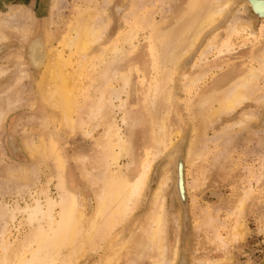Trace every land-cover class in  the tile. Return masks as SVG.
Returning a JSON list of instances; mask_svg holds the SVG:
<instances>
[{"label": "rangeland", "instance_id": "rangeland-1", "mask_svg": "<svg viewBox=\"0 0 264 264\" xmlns=\"http://www.w3.org/2000/svg\"><path fill=\"white\" fill-rule=\"evenodd\" d=\"M198 1L0 0V114L2 112V118L0 117V208H5V203H8V208L10 206L13 208L22 195L24 200L31 203L30 194L37 196L38 191L40 192L42 185L45 184L47 174L52 169L50 170L43 162L39 164L28 151L29 146H36L38 135L43 134L58 140L67 161V172L76 180L79 192L87 198L89 211H92L95 205L94 194L101 187V183L95 185L94 182H97L95 175L101 174V171L98 168L93 170L91 161H94L96 156L94 151L98 150L99 139L105 130L106 122L113 116L119 121L123 131L131 135V153L119 160L123 170L135 176L143 170L147 162L150 161L152 164L139 206L126 222L116 228V233L118 231L121 233L118 232L120 237L115 246L119 247L125 241H131L130 245H132L130 247L127 242V248L122 250L121 259L116 264H154L157 258L160 259L163 256L155 249L151 251L152 254L148 253L149 247L147 251L145 250L146 252L143 251V246H146L144 241L136 244L137 241L135 242L134 239L139 238L141 232L138 230L139 226L146 220L144 218L152 208L150 203L152 192L157 187V182L153 181L154 177H160L167 160L174 159L181 151L186 154L191 146L192 149L196 147L194 149L198 153L193 151L200 156H196L195 153V156H192L193 160L190 157L192 161L188 159L183 166L185 198L179 197L178 190H175L174 176L164 193L166 197L164 259H169L168 262L172 259L173 248L178 237L179 255L176 264H179V261L180 264H264V94H262L264 93V70L261 71L262 73L259 72V77L253 84L254 88H260L253 90L254 92L250 91L248 101L236 110L221 113L217 115V118L216 115L211 116V119L215 117L214 121L206 122L207 107L213 105V108H216L219 104L218 101L213 102L214 99H210L206 109L201 106L203 100H207L209 92L216 91L220 95L231 83L232 77L243 74L252 66H261L260 60L259 62L257 60L261 52H264V20L257 18L249 7H240V1L232 0L233 5L226 12L227 17L235 14L246 23L240 21L242 24L239 22L240 25L238 24L237 29L231 33L230 26L223 25L217 37L207 42L211 44L208 46L205 44L204 53L203 50L201 51L202 45L200 51L194 49L185 60L192 62L194 59L193 67H187L191 63L179 65L170 83L172 102L171 100L167 101L168 103L164 101L166 104L161 102L163 106L166 105V110L159 105L163 100L159 101L155 98V101L158 100L159 103L154 101L152 89L155 82L163 76L165 67H172V62H168L171 65L165 63V57L173 48L170 45H173L175 39L173 41L172 39L176 37L175 34L177 36L180 34V38L184 37L186 31L183 27L187 26L186 22L189 20L182 22L185 26L180 23L183 27L179 22L183 17L185 18L187 11L195 10L196 6H199L200 1L199 3ZM206 1V4H211L217 0ZM220 1L223 0H218ZM88 12L95 13L92 15L95 19L90 20V23L94 22L95 27L98 25L99 28L100 25V28H103L101 39L95 41L90 50L83 52L79 51L76 45H72V48L68 47L66 41L73 34V25L82 23V20L89 17ZM234 22L236 21H232L233 24ZM177 23L180 26H177ZM164 31L166 34L163 33ZM132 33L136 35L135 39L133 38V42L136 40L137 44L136 51L122 60L121 58L115 60V54L110 50V46L117 43L127 46L124 39ZM39 35L43 37L47 51L51 55L64 56V58L69 56L67 59L70 63L67 61L65 64V71L75 72L73 78L78 86L76 92L78 104L73 117L79 125L77 124L75 130L65 125L61 121L60 112L54 110L53 106L51 107V104L44 99L40 81L43 79L45 64L50 58L47 57L44 67L41 66L38 69L29 63L28 43ZM162 35L169 39L160 40ZM180 38L176 37L175 42ZM169 40L170 42L167 43ZM127 68H130V81L125 92L120 94L121 97L115 98L114 112L106 108L93 116L90 108L96 103L99 94L104 92L108 95L109 91L120 90L122 82L113 76L117 70ZM105 72L107 76L104 78L102 76ZM195 73L199 74L200 78L192 81L191 78L196 76ZM104 88L108 89V92ZM121 99L125 102L124 108L128 118L136 119L133 126L125 129L126 125L120 119L123 113L118 107L122 102ZM152 106H156L157 109ZM160 106L164 113L159 111ZM170 108L172 111L168 110ZM153 110L159 111L160 115L157 114L160 117L153 114L156 112ZM245 111L248 114L254 112L253 114L257 116L252 115V117L256 118L247 119V116H244L247 115ZM154 115L158 119H154ZM159 119L160 122H157L156 120ZM154 120L157 124H154ZM165 120L168 124L169 120L172 121V124H169L170 128L176 124L173 128L180 129L182 132L181 135L173 136L174 142L171 147L164 153L156 155L154 154L157 147L156 144L154 145L155 134L157 138L161 126L163 124L168 126ZM161 122L162 124H159ZM157 126L159 130L156 133ZM194 126L198 129L195 130ZM91 155L94 157L91 158ZM89 157L92 160L88 161ZM34 162H38L37 166ZM22 169H27L28 172L29 169L30 172L34 171H32L33 174L29 172L31 175L29 177L35 180V182L32 181L35 184L33 185L30 181L31 193L26 192L19 196L15 191L17 192V188L25 183L19 177ZM89 171H91L90 174ZM35 174L39 180L35 179ZM55 182L53 180L49 184L53 195L57 192ZM186 183L190 185L187 186ZM244 196L247 198L241 210L238 201ZM24 200H20L21 206H24ZM17 213L14 220L8 219L7 236L12 241L19 239L27 228L23 216L21 217L22 214ZM139 243H142V246ZM133 245L141 247L134 248ZM156 253L160 257H157ZM106 254L105 245L101 243L76 264H101ZM165 260L161 258V261ZM169 264L173 263L169 262Z\"/></svg>", "mask_w": 264, "mask_h": 264}, {"label": "bare ground", "instance_id": "bare-ground-1", "mask_svg": "<svg viewBox=\"0 0 264 264\" xmlns=\"http://www.w3.org/2000/svg\"><path fill=\"white\" fill-rule=\"evenodd\" d=\"M199 1H198L199 6H196L195 10L193 9L189 12L187 11L185 18L183 17L184 19L182 18V21L179 22V24L180 23L182 24V22L189 20L188 22H186L187 26L185 28L183 27L185 25L182 24L183 25L182 26L180 24L183 27V29H185L186 31V33L185 31H183L185 33L184 37L180 38V34L178 36L175 34L177 38L178 37L180 38L177 40V42H175L176 37L173 38V35L171 36V33H170V36L173 38L172 41L174 39L175 40L173 41L174 42L173 45H170V46H173V48L172 49L169 48L171 49L170 50L171 53H169L168 55L166 54L167 57H165L166 58L165 63L169 64L168 62H172V67L169 68V66L166 64L168 67H165V72L162 74L163 76L157 79L158 81L155 82L156 84L154 86V89H152L154 91V101H155V98L158 99L159 101L163 100V101H160V103L158 102V100L155 101L156 103L158 102L159 105L162 106V108L166 107V105L163 106L162 104L164 101L168 103L167 101L171 100L170 97L172 95V91H171L170 83L173 80V76L176 75L179 65L180 66L182 64L189 65L191 63V65L187 67H190V66L193 67L195 64L194 59L192 62H187L185 60L188 59V56L191 55L194 49L195 50L197 49L198 51H200V48L203 45L201 51L203 50L202 52L204 53L206 47L205 49H203V47L205 46V44H207L206 46L211 44L207 42L208 41L210 42L212 38L217 37V34L219 33L223 25L226 24L225 25L226 27L230 26L229 28H230V33H231L233 30L237 29L238 24L241 21L240 19L241 17H237V15L235 14L227 17L228 15L226 14V12L230 9V7H232L233 5L232 0H223L220 2H218V0L216 2H211L212 1L211 0L210 1L211 4H206L205 0H199ZM237 1H240V4H239L240 7L242 8L249 7L257 18L264 20V0H237ZM206 2H208V0ZM90 12H88L89 17H86L84 21L82 20V23H77L73 25L72 27L73 34L66 41V45L68 47L71 46L72 48V45H76L79 51L84 52V51H87L89 48L91 49V45L101 37L102 35L101 29L103 27L100 28V25H99V28H98V25H96L97 27H95L94 22L93 24L90 23V20L95 19L92 16L95 13H90ZM232 21H236V22H234L233 24ZM244 21L245 20L242 19L241 22L243 23ZM241 22L240 24H242ZM179 24L177 23V26ZM244 25L246 27V24ZM168 31L171 32V30H168ZM163 33L166 34V31H164ZM172 33H173V30H172ZM251 33L253 34V32ZM135 36L136 35L132 33L128 37H126V39H124V42L127 43L128 47L126 46L125 43H124L125 45H123V43L122 44L117 43V44H112V46H110V50L115 54L114 55L115 60L116 58H121L122 60L123 58L127 57L128 55L136 51L137 49V44L135 43L136 40L135 42H133V40L135 39ZM166 36L168 37L169 34ZM166 36L164 38V36L162 35V39L160 40H163V39L168 40L169 38L167 39ZM168 42H170V40L167 41V43ZM27 47H28V54H29L28 57H29L30 62L28 60L27 61L31 63V65H33V67H36L37 69L45 64V60H47L46 59L47 57L50 58L48 59L49 60L48 63L45 64V71H44V74L42 75L43 79L42 81H40L42 82L40 84L43 86L42 90L44 93L43 94L44 99L47 100L51 104L50 105L51 107L53 106L54 110H57L58 112H60L61 121H63L65 125L67 124V126H70L72 130L73 129L75 130L76 129L75 127L77 126L78 123L76 119H74L73 115L76 112V107L78 104L77 94H76L78 86H77V82L74 81L75 79L73 78V75L75 72L65 71V64L67 63V61L68 63H70L69 59H67L69 58V56L67 58L66 57L64 58V56L60 57L59 55H55V54L54 56L51 55L47 51L46 44L44 43L43 37L40 35L38 37L32 38L29 41ZM261 53H260L261 54L260 56L259 54L257 55L259 56V59L256 58L258 59L257 60L258 62L260 60L261 66H252L249 68V70H247L243 74H239L235 78L232 77L231 83L227 85V88H225L222 94L218 95L216 91L213 93L209 92L210 94L208 93L209 96L207 100H205L204 98H203L204 100L202 99L203 103L201 106H203L204 109H206L207 107L206 105H208V102L211 101L210 99H214L213 102L218 101L217 103L219 104V106L216 108H213V105L212 106L209 105L210 107L209 106L207 107L206 110L208 111V114H206L207 115L206 122H209V120L214 121L215 117L213 119L211 118L215 115L217 118L218 117L217 115L221 113H224V112L227 113L229 111L232 112V110H236L238 107L245 104L246 101H248L249 94L251 95V92L253 90L260 88V87L254 88L255 86L253 84L255 83L256 79L259 77V72L264 70L263 69L264 68V54H263L264 52L262 51ZM169 65H171V63ZM103 74L104 76L102 77L105 78V76H107L106 72ZM195 74H196L195 77L191 78L192 75L190 77L192 81H196L197 78H200L199 74L198 75L197 73ZM115 75L113 77L122 82V86L120 85L121 86L120 90L115 89L114 91L108 92V89L104 88L108 92V95H106L107 93L105 94L104 92L100 93L101 95L99 94V98H97L96 103H94V106H91L90 108V112L93 116H96L97 114H99V112L102 109H106V108L109 109L110 112H114L113 110H115L114 108L116 105L114 103L115 98L119 99L121 97L120 94L122 92H125L124 90L128 86L129 81H130V68L119 69L117 70V73L115 72ZM110 79L111 77L109 78V80ZM152 100L151 102L155 104L154 101ZM254 101H256V99ZM165 102L164 104H166ZM124 103L125 102L122 100V102L119 104L118 107L123 113L120 119L123 122V124L126 125V127L124 126V129H125L127 127L133 126L136 123V119L128 118V114L126 113V109L124 108L125 107ZM85 104L87 103L85 102ZM159 105H157L158 109H159ZM161 106H160L159 111L164 113L163 111L164 108L161 109ZM152 107L155 108L156 106L155 107L152 106ZM157 107L155 109H157ZM168 110H171V108ZM153 111H156L155 113L153 112V114H155L157 117H160L158 116V114L160 113L159 111L157 110H153ZM168 112L169 111H167V113ZM5 113H8V112H5ZM253 113L252 114L246 113L247 115H244V116H247V119H252L255 117V116L252 117V115H256ZM1 115H2V112L0 114V117L2 118ZM155 115H154V119L157 118ZM161 117H162V114H161ZM243 119L245 118L243 117ZM156 121L160 122V119ZM118 122L119 121L113 118V116L107 120L105 130L99 139V143L97 147L98 150L94 151L96 153V156L93 159L94 161H91L93 164V168H94L93 170L98 168V170L101 171L100 172L101 174L95 175L97 176V180L96 178H94L97 181V182H94L96 183L95 185L97 186L98 183H101V187L98 191H96L95 189L96 192L95 194L93 193L95 195V196L93 195L95 197L94 198L95 205L93 209L91 208L92 211H89V203H88L87 198H85V196H83L79 192V188H78V184L76 183V180L72 178L70 174L67 172V161L65 157L63 156V152H62L63 150H62V147L58 144V140H56V138L54 137H46L43 134L38 135L39 137H37L38 141L36 142V146L34 147L29 146L28 151H30V154H32L35 157V160L37 159L39 164L43 162L44 164H46L48 168H50V170L51 169L52 170L47 174V180L45 184L42 185L41 187L42 189H40V192L38 191L37 196L30 194L31 193L30 186L32 185L30 184V181L31 183H33L35 182V180L33 179L34 180L33 181L31 177L29 176H31L30 174H33L34 171L32 170L33 172L32 171L30 172V169H29V172H30L29 174L27 170L28 168L26 170H24L25 168L22 169V171L20 170L19 172L20 175L19 174L18 175L22 179V181H24L25 183L22 184L21 187L19 186L17 188V192L15 190L14 191L16 194L18 193L17 195L19 196L26 192H29L32 202L30 203L29 201L24 200V197H23L24 195H22L20 196L22 197L20 198V200L21 199L24 200L25 202L24 206H21L20 200L19 201L17 200V202H15V206L14 207L12 206L13 208H11V206L9 207L11 209L7 207L8 203L7 204L5 203L6 205L5 208H0V248H1L0 264H76L78 262H81L82 259H84L92 249L94 250L95 247H97L101 243L105 245L107 254L104 256L102 260L103 263L101 262L100 263L101 264H114V263L116 264V262H119V260L121 259L122 250L127 248L126 247L127 245L132 247V245H130L131 241L129 242L127 241L128 244L125 241L123 245H120L119 247L115 246V243L120 237L119 236L120 234L118 233L120 231L116 233V228L122 225L124 222H126L131 217V215L134 213V211L137 209V207L139 206V203L146 189L147 182L149 180V173H150L152 164L150 161L147 162L144 165L143 170L135 176H132L127 171L123 170L122 166L119 163V160L121 157H125V155L127 156L130 155L132 141H131V135L126 133L127 131L124 132L122 129V126ZM157 122H155L154 120V124L155 123L157 124ZM165 122H167V120H165ZM243 122L245 121L243 120ZM170 123L172 124V121L169 120V124ZM159 124H162V122ZM166 124H168V122ZM169 124L168 126H165L164 124L163 126H161L160 132L157 135V138L155 134L156 140H155L154 145L156 144L157 147L154 151L155 152L154 154L156 155L164 153V151H166L169 147H171V145L174 142V139H173L174 135L175 137L176 135H179V134L181 135L182 131H180L179 127H178L179 130H175L177 128H173L175 127L176 124H173L174 126L172 125L171 128L169 127L171 124L170 125ZM79 127L80 126H78V128ZM196 127H197V124H196ZM196 127H195V130L198 129ZM158 130L159 128L157 126L156 133ZM191 141L195 143L194 140L191 139ZM193 146H195V144ZM194 148L196 149V147H193L192 149V146H191L186 152V154L181 151V153H177V156H175L174 159L171 158L170 160H167V163H165V167L163 168V171H161L162 173L160 177L157 178L156 176L153 179V181L157 182V187H155L156 189H154V192H152L153 196L151 197L152 201L150 202L152 203V206H151L152 208L151 207H150L151 209L149 208L150 209L149 214L147 212V216L146 218H144L146 220H144V222L141 223L139 226L138 230L141 231V232L139 231L140 232V236H138L139 238L137 240L134 239L135 242L137 241L136 244H138V242L140 241H144V245L146 246H143L142 248L143 251L145 250L147 251L150 248L151 250L149 249L148 253H151V251H154L155 249L156 252H158L161 256L162 255L164 256V251L166 247L164 244L165 243L164 242L165 203H166V197L164 193L166 191V188L171 183L173 176H174L175 190H178L179 197L185 198V185L183 183L182 169L186 161L190 157L192 159L193 158L192 156L197 152ZM193 150L196 152H194ZM94 152L93 154H95ZM197 153H196V156L197 155L200 156ZM154 154L152 153V156ZM178 154H180L179 157H178ZM92 156L93 155H91V158ZM191 159H189V161L193 160ZM90 160L92 159H90L89 157L88 161ZM37 163H35L36 166H37ZM86 165L88 164L86 163ZM39 166L40 165H38V167ZM89 170H91V168ZM90 172L91 171H89L88 173L90 174ZM32 177H34V175ZM91 177H93L92 174L90 178ZM35 179L39 180V178H37V175ZM92 179L93 178H91V180ZM53 180L56 181L54 184L56 187L55 189L57 190L56 195H53L52 191L49 188V184ZM34 184L35 183H33V185ZM186 185L188 186L190 184L186 183ZM246 198L247 196L240 197L238 201L240 205L239 209L242 210V208L244 207ZM17 212L22 214L21 217L23 216V220L27 228H26L25 233L19 239H16V241H12L7 236L8 225H9L8 219L14 220L17 216L16 215ZM24 222L22 221V223ZM17 227H18V224H17ZM120 240H122V238ZM142 243H139V245L142 246ZM175 244L176 245L173 248V255H172L173 257L169 261L173 264L177 263V259L179 255L178 237H177V241ZM139 245H133V246L135 248V246H139ZM159 254L156 253L155 255H158L157 257H160ZM163 256L161 258L162 260H165ZM134 257L136 258V256ZM161 258L160 259L157 258L158 260L155 261L154 264H169L168 262L169 259L165 261H161ZM179 264H180V261H179Z\"/></svg>", "mask_w": 264, "mask_h": 264}]
</instances>
